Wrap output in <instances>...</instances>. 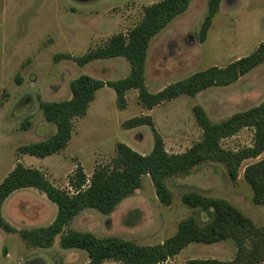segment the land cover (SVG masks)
I'll use <instances>...</instances> for the list:
<instances>
[{"label":"rangeland","instance_id":"374dc122","mask_svg":"<svg viewBox=\"0 0 264 264\" xmlns=\"http://www.w3.org/2000/svg\"><path fill=\"white\" fill-rule=\"evenodd\" d=\"M160 1L0 0V183L21 163L40 170L54 186L70 190L68 179L77 165L90 177L96 167L111 162L119 143L141 155L152 152V129L146 125L125 129L127 120L149 115L167 152L181 154L202 137L193 113L195 106L202 107L217 124L264 102V63L228 87L209 88L196 97L182 96L152 110L142 107L136 90L127 92V106L121 110L114 90L105 87L95 95L90 113L75 120V133L67 149L47 158L20 154L22 146L56 132L55 126L44 119L41 101L70 100V82L81 75L116 81L130 73V64L124 58L79 67L71 60L55 61V57H80L104 46L113 35L125 34L138 25L145 8ZM208 2L191 0L188 10L151 40L145 67L150 92L196 72L225 67L251 55L264 41V0H222L207 39L201 42L199 32ZM27 122L29 126L24 129ZM253 136L252 129H243L224 139L222 146L230 150L248 147ZM262 159L264 153L245 161L236 181L231 180L224 165L216 162H205L186 174L170 177L166 181L173 195L170 206L160 203L150 177L144 176L143 187L113 214L85 210L67 230L88 232L97 238L114 236L141 246L159 245L173 237L184 220L193 218L201 227L211 220L210 211L182 203V196L189 192L226 200L261 227L264 206L253 203V190L244 179V170ZM53 208L57 213V206L38 190L21 189L5 201L0 217L17 231L46 227L52 223ZM59 240L57 237L48 249L29 248L18 233L0 228V264L88 262L85 251L62 249ZM235 256L231 241L192 244L165 264H187L195 259L228 262Z\"/></svg>","mask_w":264,"mask_h":264},{"label":"trees","instance_id":"16d2710c","mask_svg":"<svg viewBox=\"0 0 264 264\" xmlns=\"http://www.w3.org/2000/svg\"><path fill=\"white\" fill-rule=\"evenodd\" d=\"M190 2L191 0H162L154 3L145 8L143 19L138 25L125 34L113 35L104 46L90 50L80 57L57 55L55 61L71 60L79 67L95 61L124 58L130 64V73L116 81L81 75L70 82V100L41 101L39 108L44 119L55 126L56 132L45 140L22 146L19 153L47 158L64 151L72 138L75 120L87 114L96 93L105 87L114 90L117 106L121 110L126 108V95L131 90L138 92V101L143 108L152 110L182 96L196 97L209 88L228 87L264 63L263 41L251 55L225 67H212L196 72L159 92H150L145 77L150 42L176 17L185 13ZM221 3L222 0H209L208 12L199 32L201 42L207 39ZM193 113L202 130V137L181 154L167 152L163 138L155 129L150 116L134 117L125 121V129L145 125L152 129V152L141 155L129 146L119 143L116 146V156L111 162L96 167L90 177L85 174L82 166L77 165L68 179L70 190L54 186L40 170L17 163L0 183V210L14 192L33 188L57 206V215L46 227L18 231L0 217V228L6 233H18L29 248H51L59 237L62 249L85 251L89 258L86 264H165L192 244L209 245L225 241H231L236 249V256L231 261L195 259L187 264H263L264 225L257 227L226 200L207 198L195 192L184 194L182 203L191 208L210 211L211 220L202 227L193 218L184 220L179 224L177 233L159 245L141 246L114 236L97 238L88 232L67 230L74 219L85 210H95L107 216L113 214L124 200L143 187L144 176L150 177L160 203L170 206L173 195L166 186L170 177L186 174L205 162H216L224 165L228 176L236 181L242 164L250 159H258L264 153V102L217 124L211 122L200 106H195ZM28 126L27 122L23 127L27 129ZM247 128L254 132L251 146L238 150L225 149L222 146L224 139ZM244 179L253 190V203L264 206V159L247 166Z\"/></svg>","mask_w":264,"mask_h":264},{"label":"crops","instance_id":"0c3cea01","mask_svg":"<svg viewBox=\"0 0 264 264\" xmlns=\"http://www.w3.org/2000/svg\"><path fill=\"white\" fill-rule=\"evenodd\" d=\"M111 60H113V59H111ZM108 60H100V61H98L99 63H101V62H104V63H112V61H110V62H107ZM95 62H97V61H95ZM92 63H94V62H92ZM128 76V75H127ZM166 87V86H165ZM165 87H162L161 89H159L158 91H156V92H159V91H161L163 88H165ZM101 90H103V89H101ZM101 90H99V91H101ZM98 91V92H99ZM98 92L96 93V97H97V95H98ZM156 92H154V93H156ZM93 102H95V99H94V101ZM93 102L91 103V105L93 104ZM91 105H90V107H89V109H88V112H87V114L85 115V116H87L89 113H90V111H91ZM84 116V117H85ZM144 116H149V115H144ZM75 125V124H74ZM74 133H75V130H73V134H72V137H73V135H74ZM72 139V138H71ZM71 141V140H70ZM69 145V144H68ZM68 148V147H67ZM66 148V149H67ZM53 211H54V216H53V219H52V222H53V220L55 219V217H56V215H57V213H56V211H55V209L53 208ZM50 225V224H49Z\"/></svg>","mask_w":264,"mask_h":264}]
</instances>
